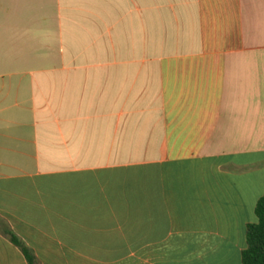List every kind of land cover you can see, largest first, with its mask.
<instances>
[{
    "label": "crops",
    "instance_id": "0c3cea01",
    "mask_svg": "<svg viewBox=\"0 0 264 264\" xmlns=\"http://www.w3.org/2000/svg\"><path fill=\"white\" fill-rule=\"evenodd\" d=\"M264 195V0H0V264H241Z\"/></svg>",
    "mask_w": 264,
    "mask_h": 264
},
{
    "label": "trees",
    "instance_id": "16d2710c",
    "mask_svg": "<svg viewBox=\"0 0 264 264\" xmlns=\"http://www.w3.org/2000/svg\"><path fill=\"white\" fill-rule=\"evenodd\" d=\"M254 214L256 222L246 227V247L241 253V264H264V195L257 201ZM9 238L14 245L22 249L28 263L34 264V258L18 240L13 235H9Z\"/></svg>",
    "mask_w": 264,
    "mask_h": 264
}]
</instances>
